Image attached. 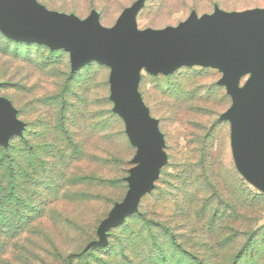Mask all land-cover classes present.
Instances as JSON below:
<instances>
[{
	"label": "rangeland",
	"instance_id": "rangeland-1",
	"mask_svg": "<svg viewBox=\"0 0 264 264\" xmlns=\"http://www.w3.org/2000/svg\"><path fill=\"white\" fill-rule=\"evenodd\" d=\"M39 1L81 18L97 9L112 26L136 0ZM216 4L233 11L264 0H147L138 26L177 25ZM109 75L97 61L73 72L68 51L0 31V96L26 122L23 138L0 146V264H264V192L235 165L230 122L220 119L232 105L222 72L202 66L143 69L140 91L169 161L109 246L83 253L125 197L136 153L113 111Z\"/></svg>",
	"mask_w": 264,
	"mask_h": 264
},
{
	"label": "water",
	"instance_id": "water-1",
	"mask_svg": "<svg viewBox=\"0 0 264 264\" xmlns=\"http://www.w3.org/2000/svg\"><path fill=\"white\" fill-rule=\"evenodd\" d=\"M145 4L134 1L114 25L105 26L97 9L81 18L49 9L39 0H0V31L9 39L68 51L73 72L92 61L110 68L113 111L123 119L136 153L125 197L101 221L99 238L86 249L109 244L108 231L139 211L169 161L160 120L140 91L143 69L153 75H169L183 66L222 72L218 83L226 87L232 105L220 119L230 122L235 165L264 192V7L228 11L216 4L213 12L199 15L193 10L177 25L142 29L137 16ZM25 129L13 102L0 96V145L7 147Z\"/></svg>",
	"mask_w": 264,
	"mask_h": 264
},
{
	"label": "trees",
	"instance_id": "trees-1",
	"mask_svg": "<svg viewBox=\"0 0 264 264\" xmlns=\"http://www.w3.org/2000/svg\"><path fill=\"white\" fill-rule=\"evenodd\" d=\"M147 1V0H146ZM18 42H21V41H18ZM26 43V42H25ZM76 72V71H75ZM14 137H21V138H23L24 137V135L23 136H18V135H15V136H13L12 138H11V140L14 138ZM11 140H10V143H11ZM10 143H9V145L7 146V147H5V146H3V145H0L1 147H3L4 149H7V148H9V146H10ZM162 172V171H161ZM161 177V176H160ZM154 190V189H153ZM151 193V192H150ZM149 194V193H148ZM146 196V195H145ZM144 198V197H143ZM141 204V203H140ZM140 207V206H139ZM134 214H136V213H134ZM134 214H132V215H134ZM132 215H129L128 217H130V216H132ZM108 216V215H107ZM127 217V218H128ZM126 218V219H127ZM126 221V220H125ZM124 221V222H125ZM124 222L122 223V224H124ZM121 224V225H122ZM120 226V225H119ZM116 227H118V226H116ZM116 227H113L111 230H113L114 228H116ZM98 229V228H97ZM111 230H109L108 231V239H109V234H110V231ZM97 235H98V233H97ZM99 238V237H98ZM98 238H95V239H92L91 241H93V240H96V239H98ZM176 240V239H175ZM91 241H89L87 244H86V246H85V248L83 249V253H87V252H89L90 250H92V249H94V248H106V247H108L109 246V244H110V240H109V244L107 245V246H104V247H100V246H92V247H90V248H88V249H86V247H87V245L91 242ZM177 241V240H176ZM176 241H174V242H176Z\"/></svg>",
	"mask_w": 264,
	"mask_h": 264
}]
</instances>
